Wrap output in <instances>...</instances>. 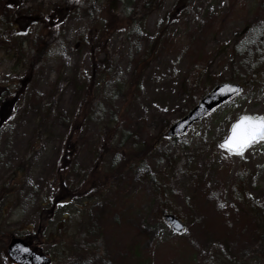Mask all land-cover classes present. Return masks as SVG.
<instances>
[{
	"label": "rangeland",
	"instance_id": "374dc122",
	"mask_svg": "<svg viewBox=\"0 0 264 264\" xmlns=\"http://www.w3.org/2000/svg\"><path fill=\"white\" fill-rule=\"evenodd\" d=\"M7 1L15 14L31 9L47 21L15 18L13 41L0 43V91L15 95L3 98L11 102L0 128V264L13 235L53 264H214L213 246L234 261L264 263V228L255 234L253 205L234 197L264 206V140L237 155L220 146L235 114L264 117V0H198L185 12L177 0L161 9L155 0ZM166 18L181 22L144 67L139 89L129 87ZM103 20L111 27L101 60L114 63L111 76L80 45L97 39ZM260 76L257 104L229 101L185 136H166L212 87ZM133 159L146 167L132 172ZM113 168L124 176L112 178ZM162 175L163 185L151 182ZM99 178H111L109 190ZM59 194V210L42 205ZM82 197L85 206L70 204ZM162 209L185 223L184 233L171 230Z\"/></svg>",
	"mask_w": 264,
	"mask_h": 264
},
{
	"label": "trees",
	"instance_id": "16d2710c",
	"mask_svg": "<svg viewBox=\"0 0 264 264\" xmlns=\"http://www.w3.org/2000/svg\"><path fill=\"white\" fill-rule=\"evenodd\" d=\"M2 1L5 2V0H0V4H3ZM155 1H156L155 4H157V8L158 9H161L162 3H163L164 0H155ZM197 1L198 0H177L176 1V4H175V7L179 6V9L182 12H185L188 9L192 8L193 5ZM3 6H4V9L2 10V14L0 15V22H1L0 30L2 31L0 33V43L1 42L3 43L4 40L9 39V38H11L10 41L12 40L11 35L14 33L13 30L15 29L14 28V25L12 24V21L15 20V18L16 19H20V18L27 19V20H30L31 23H34V22H40L41 20H44L45 17H46L45 15L38 16V15L34 14L33 13L34 10H31V9H25V10H23L20 13H19V11H17L18 14L17 13L15 14V12H13V10H15L16 7L13 6V5H11L9 3V1H7V3L5 2V4H3ZM51 16L52 17L53 16L56 17L58 15H57V13L55 11H53L51 13ZM168 20H169V18L168 19L166 18L165 24L162 27L163 29L161 31L159 30L160 32L158 31V33L153 38L154 39V42H153L152 48L149 50V53L144 57V59L142 61H138V63L136 62L137 64H136L135 69L133 71V76H132L131 82L129 83V87H132V88H134L136 90L139 89V87H140V81H141V79L143 77L142 75H144V72L146 70V68H144V67L145 66L148 67V65L150 64V62L153 60V56H155V53L157 54L160 51V49L162 48V45H163L164 41H167L169 39L166 35L170 32L169 29L171 28V26L172 25L178 26L179 23L181 22V20H174L173 21V20L170 19L171 21H169L166 24V22ZM44 21H47V20H44ZM108 27H111V26H108L107 24H105V22L103 20L100 23V28L97 30V32H98L97 39H93L92 41H89V40H86V38H83L84 40L82 42H80V45L83 47V49H85V50H88L89 49L91 51V53H94V58H96V60L98 59L99 61L101 60V58L105 54V53H102V50L104 51V49L107 48L106 43H103L102 42L101 37H104L105 38L107 36V33L109 31V28ZM164 28H166L167 30H164ZM19 36H20V34H19ZM17 40H18V36H16V39L14 40V42L16 43ZM33 42H34L33 46L37 50V58L40 59L41 56H42V54H43V50H44V48L42 46V39L40 37H38ZM155 42H156V46H155ZM100 64H102V67H100V70H102L101 73L103 74V76H104V72H103L104 69L108 72L107 75H110L111 76L113 74V72H114V63L111 60L110 61L109 60H105V59L104 60H101L100 61ZM97 67H99V66L97 65ZM205 72H206V70H201L199 72V74H197L196 78L197 77L203 78V74ZM199 79L200 78H198V80ZM241 84L244 86L243 93L240 96H238V97H236V98H234L232 100H234V101H237V100L238 101H243V102H245L246 106L253 105V104H257L259 102V100H261V97L263 95V92H262V87H263L262 77L260 76L257 79H254L252 81H244V82H241ZM212 88H214V87H212ZM12 91H13V89L11 87H7L4 90L2 89L0 91V117H1V119H0V128L5 124V122H3L4 121L3 118H5L3 112L6 109V107L8 106L7 104L9 102H11V101H8V100H6L5 102H3V98L4 97H10V96L11 97H14L15 95H14V93ZM204 95H206V94H204ZM239 98H241V99H239ZM198 101H199V99L198 100H195L194 99V102H193L191 108H193ZM241 114H244L245 115V113H237V114H235L234 118H238ZM178 119H176V120H178ZM140 156H142V155L140 153H138V154H136L134 156V158L138 159ZM129 165H130L129 166V169H131L132 172H133V169L135 170V169H137L139 167L140 168L141 167L142 168H145L146 167V164L145 163H143L141 161H138V160H134V159L130 162ZM113 169L115 171L112 173L111 176H113V175H115V176L112 177V178L124 176V172H120V170H119L120 168L119 169L113 168ZM190 169L192 170V167H190ZM128 172L131 173V171H128ZM241 174H242V172H241ZM110 179H100L99 178L100 183H101V185L103 187V190H104L105 185H107V184L109 185V188H110V183H109V180ZM147 180L150 182V178L149 177L147 178ZM164 181H165V176L164 175H162V178H158L157 176H154V177L152 176L151 177V182H154V183H157V184L163 185V182ZM72 186H73V184H71V183L68 184V187L69 188H71ZM109 188L107 190H109ZM107 190H104V191H107ZM166 192L168 193V190H166ZM240 194H243V193L240 192L239 194L234 195V197L237 199V201H238L239 204H242V205L251 204V205H253L251 207L252 212H248V214L250 215L251 220L252 221L254 220V222L257 224V228L258 229L256 230L255 234L256 235H259L260 234V229L264 228V206H260L257 203L256 200L253 201L254 199L251 198V196H249V195L248 196L250 197V199L248 201H243L242 198L240 197ZM53 199H54V197H52V196L50 197L49 201L47 199L43 198L42 199V205L43 206H46L47 203L49 202V204L52 206ZM84 199L85 198H83V197H82L81 200H78L77 198L76 199H73V201H71L70 204H74L75 206H77V204H80L83 207V206L86 205V201H88V200H86V199L84 200ZM157 200H158V198H157ZM163 202H166V201H163ZM159 203L161 204L162 202L159 201ZM57 210H59V209H57ZM85 210H86V207H84L83 213L85 212ZM244 211L247 212L245 210V208H244ZM161 212H162L163 216L166 213L165 210H163V209L161 210ZM56 215L51 214V216L49 217V219L50 220L55 219L56 218ZM62 218L65 219V222L68 221L67 220V216H65L64 214H63V217ZM50 220H49V222H51ZM263 235L264 234H261L260 240L262 238H264ZM248 237H249V233H248V236H246L245 238H248ZM227 242H229V240ZM219 243H223V242H219ZM227 245H228V243H225V244H223V247L224 248L225 247H228ZM137 247L139 248V246H137ZM85 248H87V247L86 246H82V245L76 246V249L79 250V251H83ZM213 248H214V246L212 247V249ZM212 249L208 252L209 255H207V256H209V259H211V260L214 261V264H246V263H243L242 261H241V263L238 262V261H234L232 259V257L229 255L228 251H225L226 248H225V250L222 249V248H218L217 250H220V253L213 252ZM139 253L140 252L138 250L137 253H136V255L138 256ZM5 260H6L5 261L6 264H11L7 259H5ZM251 263L252 264H264L258 258V256L253 257L251 259ZM201 264H202V261H201ZM204 264H207V263H204Z\"/></svg>",
	"mask_w": 264,
	"mask_h": 264
},
{
	"label": "water",
	"instance_id": "95a60500",
	"mask_svg": "<svg viewBox=\"0 0 264 264\" xmlns=\"http://www.w3.org/2000/svg\"><path fill=\"white\" fill-rule=\"evenodd\" d=\"M243 86L240 84L221 83L217 85L211 92L203 97L185 116L177 120L168 130L167 136L170 138H178L185 135L189 129L199 121L203 120L221 105L239 96L243 92ZM244 117V116H242ZM241 117L238 119L240 120ZM237 120V121H238ZM235 121L232 126L237 122ZM232 126L228 136L221 142L225 143L229 136L232 135ZM264 139H256L243 148L242 151H235L231 147H223L233 153H241L250 145ZM165 222L175 233H183L185 224L176 216L167 214L164 216ZM7 254L16 264H51V258L33 250L27 241L19 237H12L7 248Z\"/></svg>",
	"mask_w": 264,
	"mask_h": 264
},
{
	"label": "snow or ice",
	"instance_id": "6c2138e0",
	"mask_svg": "<svg viewBox=\"0 0 264 264\" xmlns=\"http://www.w3.org/2000/svg\"><path fill=\"white\" fill-rule=\"evenodd\" d=\"M256 139H264V117L244 116L232 126V135L221 146L242 151Z\"/></svg>",
	"mask_w": 264,
	"mask_h": 264
}]
</instances>
